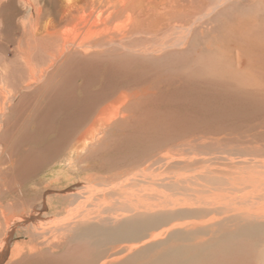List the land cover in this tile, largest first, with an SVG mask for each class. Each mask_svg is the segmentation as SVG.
Masks as SVG:
<instances>
[{"label":"bare ground","instance_id":"obj_1","mask_svg":"<svg viewBox=\"0 0 264 264\" xmlns=\"http://www.w3.org/2000/svg\"><path fill=\"white\" fill-rule=\"evenodd\" d=\"M225 2L0 0V264L65 245L88 264H264V149L206 127L211 90L264 101V0L210 28ZM147 63L163 90L139 87ZM149 104L135 152L96 161Z\"/></svg>","mask_w":264,"mask_h":264},{"label":"rangeland","instance_id":"obj_2","mask_svg":"<svg viewBox=\"0 0 264 264\" xmlns=\"http://www.w3.org/2000/svg\"><path fill=\"white\" fill-rule=\"evenodd\" d=\"M31 1L39 2L41 4L47 3V0H31ZM236 1L237 2L239 1L238 4H237ZM236 1L235 0L234 1L231 0V2H225L224 5L222 6V11L220 12L221 14L220 13L219 14L217 13L219 16L218 15H215V14L214 15L213 14H210L209 15V18H210L209 19V22L210 21L211 22L209 24V27L211 28L213 26V24L214 25L215 24H219V26L222 29H225L228 26V22L229 23L233 22V20H235L238 16L242 15V13H244L245 11H248L247 8L249 6V0H236ZM234 9H236V10H234ZM240 9L242 11H240ZM243 9H244V11H243ZM224 10H225V12H223ZM232 13H234V14H232ZM220 16H221V18H220ZM228 16H230V17L228 18ZM222 17H223V20H222ZM214 19L216 21H214ZM214 22H216V23H214ZM220 22H221V24H220ZM146 65H147L146 66V68H147V67H149V65H150V67H152L154 64L151 65V63H147ZM159 65L160 66H153V67H156V69H154V72L155 73L157 72V74H155L152 71L150 72V75H152L153 77H151L150 75H149V77H151L152 80L146 76L148 78V80L145 78V80H144L145 82L143 81V83H146V84H143L142 81H141L139 83V85L141 83L142 84L139 87H143L145 85L144 87H150V86L152 87L153 86L151 88L152 91H155L156 89L159 90V88L160 89L162 88V90H163V87H164V79L166 77H168V76H166L168 74H165V71H167V69L165 68V66L163 64H162L163 66H161V64H159ZM158 72H159V75H158ZM152 73H154L155 76L157 75L156 77L158 78V80H160V81L162 80L161 83L158 84V82H160V81L155 80L157 78H155L154 74H152ZM160 73H162V76H161ZM163 74H165V75H163ZM153 78H155V79L153 80ZM132 81H133V84L131 83L132 85H130L131 89H133L134 87H135V89H136V87L138 88L137 82H135L134 80H132ZM210 83H211L210 84L211 85L210 88L214 89V86H212V85H214V84H212L213 82L210 81ZM155 85H157V86H155ZM130 87H129V89H130ZM208 97H209L208 98V103H207L208 106H206L207 112H208V116H207V120H206V127H207L208 130H214L217 133L218 132L219 133H222V134H219L221 136H223L224 134H228L230 136L229 137L230 139H228L227 141H225L222 144V147H223L224 150H227V151L228 150L229 151H239V150H245V149H249V150L254 149L255 150L256 147H262L264 149V101L247 100L245 98L234 97L233 95L226 94V93H222V94L216 95V93L213 90H211V92L210 91L208 92ZM153 107H155V106H153L151 104L146 105V108L149 109V113L146 114L147 116L145 115L146 117H143L144 119L142 118L138 122V124H139L138 127H135L134 126L133 128L132 127L131 128H127V130H125V129L124 130H121V128L118 129V127H116V129H114V131L116 133L113 132L112 135H111L112 136V141L109 142V144L110 143L111 144L109 145L108 150H105L103 152V154L101 152L100 153L101 155H99V153H98V156H97V160L96 161L100 162L102 159H100L99 156L102 158V156H104V153H107V154H105L106 156H104V158H103V159L107 160V162L104 161V160L102 162H106V165L109 162V159H108L109 157H110V159H116V158L128 157L129 155L133 154L135 152L134 149L137 146V144H135V142H137L136 141V138H138V137H135V136L138 134L137 133L138 132V128L146 129L145 126H147V123H150L149 121H151L150 120V117L154 115L153 112H150V110H153ZM157 108L162 109V110L163 109L168 110L169 109V104L166 103V102H164V103L160 104ZM147 117L149 118L148 120H147ZM155 121L157 122V119ZM140 123L143 124V125H141ZM140 125H141V127H140ZM135 128L137 130H135ZM130 130H131V132H130ZM129 132L132 133L133 135H135V136H133L131 134L133 137H135L134 139L129 134ZM126 133H128L129 136H131L132 138L129 137V136L127 137V134ZM122 134L124 136H122ZM113 135H117L118 136V137L114 136V138H115L114 140L115 141L113 140ZM120 135H121L122 138L124 137L125 141L120 137ZM111 136H110V139H111ZM253 137L256 138L259 141H257V142H255V141L249 142L248 141L249 138H253ZM126 138H127V140H126ZM129 138H130V140H128ZM116 142H119V143H116ZM124 142H125V144H126V142H128L126 146H124L125 145ZM129 143L131 145L133 144L131 149L129 147L131 145H128ZM118 144L119 145L120 144L121 145L123 144V145L122 146L121 145L120 146H117ZM115 145L118 148H120V150ZM133 146H134V149H133ZM110 147H112V149ZM121 147H122V149H121ZM116 148L118 150H116ZM262 148H261V150H263ZM128 150L131 151V152L129 153ZM123 152L128 153V154H123ZM114 153H115V155L116 154L117 155L115 156ZM113 155H114V158L112 157ZM51 165H53L54 167L51 166ZM51 165H49V166L52 167V168H49V166H48L47 168H45L39 174L38 177L41 178V179H43V180H46V181L47 180H51V179L54 178V175L56 174L55 173V170H57V169L60 170V169H64L65 168L64 167L65 166V163L64 162H61V160H58L54 164H51ZM90 172H92V171H90ZM102 174H104V176H105L104 177V180L108 179V181H109V168L107 170H105L104 172H102ZM61 175H63V173ZM65 175L66 174H64V176ZM108 181L106 180L107 183H108ZM122 181L126 182L125 180H122ZM71 185H72V183H71ZM54 186H52V188H50L49 191H43L44 195L46 194L48 197H54L57 194H61L62 191L65 192V190H66L65 188H67V186L66 187L63 186V188H57L56 189V186L55 187ZM97 187L99 189L101 188L99 185ZM100 193H101V191H99L98 189L95 190L96 197L99 200H108L109 201V193H107V195L105 197H104V195L102 193L101 194ZM102 197H104V198H102ZM47 210H46V212H50L51 211L50 209L48 211ZM45 229L48 232L50 231V227L49 226H46ZM16 240L13 243L19 242L20 240H22V238H18ZM65 247H67V248H65ZM53 249H55L56 251L55 250L53 251V250H50L49 249L50 250L49 251V254L50 255L47 258L48 261H52L53 260L52 257L54 256L55 258H54V260L52 262H54V263L57 262V264H60V263L61 264H88L89 263V260L87 261V258L86 257H83L82 254H77V253L70 252V250L76 251L74 246H66L65 245V246L54 247ZM61 250H62V252H61ZM55 252L58 253V254H55ZM58 255L62 259H60L58 257ZM55 259H56V261H55ZM38 260L39 259H29V262L27 260L26 262L21 263V264H37L38 263ZM85 261H86V263H83ZM39 262H41V260H39Z\"/></svg>","mask_w":264,"mask_h":264}]
</instances>
